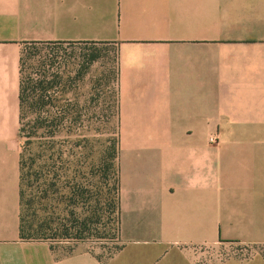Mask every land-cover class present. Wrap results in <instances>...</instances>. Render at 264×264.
Masks as SVG:
<instances>
[{"label": "crops", "instance_id": "crops-1", "mask_svg": "<svg viewBox=\"0 0 264 264\" xmlns=\"http://www.w3.org/2000/svg\"><path fill=\"white\" fill-rule=\"evenodd\" d=\"M86 40L117 50L110 256L21 234L24 45ZM0 264H264V0H0Z\"/></svg>", "mask_w": 264, "mask_h": 264}, {"label": "rangeland", "instance_id": "rangeland-1", "mask_svg": "<svg viewBox=\"0 0 264 264\" xmlns=\"http://www.w3.org/2000/svg\"><path fill=\"white\" fill-rule=\"evenodd\" d=\"M22 65L25 76L31 73L35 78H42L44 73L48 74L49 77L57 74L60 102L74 104L76 100L80 102L86 99L89 100L90 126L87 134L92 139V159L94 168L99 169V172L105 173L103 184L105 192L101 202L97 204L94 201L95 199L92 198L90 202L84 205L85 213H83L88 216V229L80 238H76L74 232L82 218L79 216L78 210L83 209L77 208L75 200L72 201L68 197L67 201L60 202L59 197L56 201H50L45 198L39 201L36 186H30L25 179L23 181L25 193L22 199V212L27 220V232L29 235H34L40 225H50L51 221L47 219L46 222L45 220L49 216H53V212L56 216L57 227L58 224L66 223L73 232L63 237L67 238L65 240L54 241L55 244L71 246L72 244L83 242L100 254L113 255L121 246L118 213L113 210V203L111 202V199L115 198V195L117 196L118 169L116 171L115 169H108V165L112 161L113 146L114 144L117 145L119 137L116 45L110 42L89 40L30 43L24 45ZM78 74L81 75L80 81L76 80ZM77 85L80 86V89L77 88ZM77 89L82 93L79 98ZM32 118L33 114L31 112L24 117L23 125L26 129L20 134L21 154L23 153L28 161L37 147V137L32 135L33 127L30 123ZM67 124H69V120ZM74 128L75 132L70 133L67 129L62 130V127L61 130L63 132H58V134H61L58 138L75 140V138H78L80 130L76 125H74ZM38 134H43V132ZM28 139H30L29 143ZM68 148H71V146H68ZM27 169L30 168L27 167ZM94 212H97V214L93 216ZM84 214L81 215L83 216ZM224 244L229 252H216L212 247H206V250L215 251L214 253L220 256L233 253L245 257L252 254L256 248H263L254 244L236 242H226Z\"/></svg>", "mask_w": 264, "mask_h": 264}, {"label": "trees", "instance_id": "trees-1", "mask_svg": "<svg viewBox=\"0 0 264 264\" xmlns=\"http://www.w3.org/2000/svg\"><path fill=\"white\" fill-rule=\"evenodd\" d=\"M32 43L51 42L34 41ZM76 80H81L80 74L77 75ZM58 82L57 74L49 77L48 74L44 73L42 78H35L31 73L25 76L22 65L20 134L26 129L23 125V119L31 112L33 114L30 122L33 127L32 135L37 137V147L31 154L29 161L25 159L23 153L21 154V234L22 237L47 239L53 242L65 240L67 238L63 237L73 232L66 223L58 224L57 227L56 216L51 211L53 216H49L45 220L47 222V219H49L51 224H42L37 228L36 234L29 235L27 220L22 212V199L25 193L23 181L25 179L30 186H36L39 201L44 198L56 201L60 197L59 201L61 202L67 201V198L70 197V200H75L78 209H83L78 210L79 216L82 217L78 228L73 227L76 238L82 237L88 229V216L84 214V205L90 202L92 198L98 204L105 192L103 186L105 173L94 168L92 139L87 134L90 126L89 100L86 99L83 102L76 100L74 104L60 102ZM79 87L77 85V88ZM81 94L77 89L78 98ZM68 120L69 124H67ZM74 125L79 127L80 130L78 138H75V140L58 138L61 135L58 132L61 133L64 129H67L70 133L75 132ZM40 132H43V134H38ZM44 137L47 140H43ZM118 141L119 137L117 145L114 144L113 146L112 161L108 165V169H115V171L118 169ZM29 142L30 139H28ZM68 146H71V148H68ZM27 167L30 169H27ZM117 171V196L115 195L111 202L113 203V210L118 213L119 221V170ZM81 214H84V217ZM96 214L97 212H94L93 216Z\"/></svg>", "mask_w": 264, "mask_h": 264}, {"label": "built area", "instance_id": "built-area-1", "mask_svg": "<svg viewBox=\"0 0 264 264\" xmlns=\"http://www.w3.org/2000/svg\"><path fill=\"white\" fill-rule=\"evenodd\" d=\"M211 140H213V141H214V140H216V139H215L214 137H211Z\"/></svg>", "mask_w": 264, "mask_h": 264}]
</instances>
